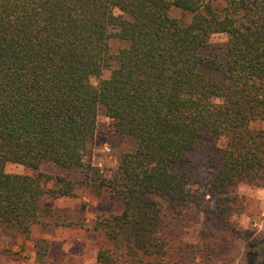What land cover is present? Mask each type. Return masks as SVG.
I'll use <instances>...</instances> for the list:
<instances>
[{
    "label": "trees",
    "instance_id": "16d2710c",
    "mask_svg": "<svg viewBox=\"0 0 264 264\" xmlns=\"http://www.w3.org/2000/svg\"><path fill=\"white\" fill-rule=\"evenodd\" d=\"M216 33L225 44L210 43ZM112 38L125 43L117 52ZM100 107L132 143L108 176L88 160ZM257 120L264 0H0V224L24 239L54 214L52 198L92 186L121 205L93 221L99 264H191L178 219H226L235 184L264 186ZM205 132L225 145L198 195L174 166ZM7 162L37 172H7ZM44 164L82 177L39 171ZM35 246L42 255L46 241Z\"/></svg>",
    "mask_w": 264,
    "mask_h": 264
},
{
    "label": "rangeland",
    "instance_id": "374dc122",
    "mask_svg": "<svg viewBox=\"0 0 264 264\" xmlns=\"http://www.w3.org/2000/svg\"><path fill=\"white\" fill-rule=\"evenodd\" d=\"M171 13L180 16L175 8ZM226 39L225 34L216 33L211 35L210 43L223 45ZM124 44L116 38L109 41L112 52H117ZM92 82L96 83V78H92ZM110 123V118L100 107L92 154L88 159L107 176L117 166L120 153L132 146L127 138L111 130ZM252 125L264 128V120L254 121ZM224 145V136L205 132L196 148L185 152L182 161L174 166V169L186 173L193 193L200 195L206 189ZM5 170L27 174L37 172L14 162H7ZM39 171L82 177L76 172L70 175L52 164L42 165ZM44 185L51 186L52 180H44ZM241 187L246 191L240 192L238 189ZM232 189L238 198L233 204L235 209L226 219L211 216L204 224L202 212L186 224L178 219L179 236L185 244L184 250L188 251L185 253L182 250V260L191 264H264V200L256 196L257 191H264V186L241 181ZM94 191L92 186L78 185L75 196L52 198L49 205H55L54 214L45 218L46 224H35L29 239H24L15 227L0 224V264H99L96 250L100 237L92 228L93 221L98 215L119 212L121 205ZM208 198L206 196V200ZM68 222L72 224L68 225ZM40 239L46 241V250H41L45 252L42 255L37 254L38 246H35V241ZM192 249L194 252L191 254Z\"/></svg>",
    "mask_w": 264,
    "mask_h": 264
},
{
    "label": "clouds",
    "instance_id": "9594fccd",
    "mask_svg": "<svg viewBox=\"0 0 264 264\" xmlns=\"http://www.w3.org/2000/svg\"><path fill=\"white\" fill-rule=\"evenodd\" d=\"M238 190H239L240 192H244V191H246V189L243 188V187L239 188ZM256 196H257L258 198H260L261 200H264V191H257V192H256ZM241 223L244 224L245 221L242 219V220H241ZM258 227H259V225H258Z\"/></svg>",
    "mask_w": 264,
    "mask_h": 264
},
{
    "label": "crops",
    "instance_id": "0c3cea01",
    "mask_svg": "<svg viewBox=\"0 0 264 264\" xmlns=\"http://www.w3.org/2000/svg\"><path fill=\"white\" fill-rule=\"evenodd\" d=\"M58 206H60V205H58ZM51 207H53V208H54V207H55V205H53V206H51ZM34 225H35V224H34ZM34 225H33V226H34ZM33 226H32V227H33ZM32 227H31V228H32Z\"/></svg>",
    "mask_w": 264,
    "mask_h": 264
}]
</instances>
